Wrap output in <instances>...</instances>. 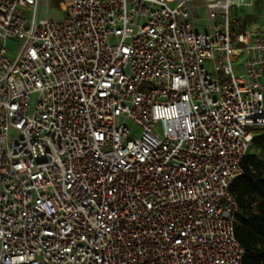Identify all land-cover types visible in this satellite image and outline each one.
<instances>
[{"label":"built area","instance_id":"2783aa9c","mask_svg":"<svg viewBox=\"0 0 264 264\" xmlns=\"http://www.w3.org/2000/svg\"><path fill=\"white\" fill-rule=\"evenodd\" d=\"M53 1L0 0V264H242L264 0Z\"/></svg>","mask_w":264,"mask_h":264},{"label":"trees","instance_id":"16d2710c","mask_svg":"<svg viewBox=\"0 0 264 264\" xmlns=\"http://www.w3.org/2000/svg\"><path fill=\"white\" fill-rule=\"evenodd\" d=\"M253 148L258 153L244 158L243 174L231 186L239 207L235 237L245 250L242 264H264V133Z\"/></svg>","mask_w":264,"mask_h":264},{"label":"rangeland","instance_id":"374dc122","mask_svg":"<svg viewBox=\"0 0 264 264\" xmlns=\"http://www.w3.org/2000/svg\"><path fill=\"white\" fill-rule=\"evenodd\" d=\"M60 2H61V0H54L53 3H52L51 9L54 10L57 13L58 18L60 20H62L65 17V14L59 8ZM260 12H261L260 9L258 7H256L255 11H251L250 13L247 10H245V9L233 10V15L238 17V18H243L245 16L252 15V14H255V13H256V15H258V14H260ZM22 15L25 18L29 19V20L32 17V13L31 12H23L22 11ZM200 17H201L202 21L200 23H198V29L200 31H206L207 28H208V23L205 21L206 16H205L204 11L201 12V16ZM249 20H253V19H249ZM7 48L9 50V57L11 58V60H14L16 55H17V52H18V40L9 39L7 41ZM241 62H243V61L242 60L238 61V63H241ZM35 102H36V96H33L32 97V103H31L32 104V108L34 107ZM126 126L130 130V132H131V134H132V136L134 138H139L140 137L141 128L139 126H137L136 124H134L130 120H128L126 122ZM251 153H258V151H256L255 148H252Z\"/></svg>","mask_w":264,"mask_h":264},{"label":"crops","instance_id":"0c3cea01","mask_svg":"<svg viewBox=\"0 0 264 264\" xmlns=\"http://www.w3.org/2000/svg\"><path fill=\"white\" fill-rule=\"evenodd\" d=\"M261 134H262V133H261ZM252 148H253V147H252ZM251 151H252V150H251ZM251 151H250V153H251ZM250 153H249V154H250Z\"/></svg>","mask_w":264,"mask_h":264}]
</instances>
